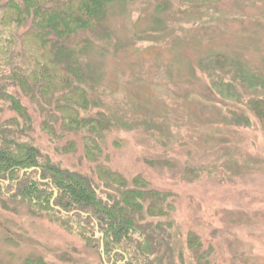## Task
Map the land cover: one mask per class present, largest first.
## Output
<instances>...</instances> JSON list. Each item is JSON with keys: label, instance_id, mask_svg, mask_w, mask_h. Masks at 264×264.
<instances>
[{"label": "rangeland", "instance_id": "rangeland-1", "mask_svg": "<svg viewBox=\"0 0 264 264\" xmlns=\"http://www.w3.org/2000/svg\"><path fill=\"white\" fill-rule=\"evenodd\" d=\"M104 31L84 65L113 166L172 192L214 264H264V123L250 107L264 97V0H117ZM7 204L0 264L102 263L77 232Z\"/></svg>", "mask_w": 264, "mask_h": 264}, {"label": "trees", "instance_id": "trees-1", "mask_svg": "<svg viewBox=\"0 0 264 264\" xmlns=\"http://www.w3.org/2000/svg\"><path fill=\"white\" fill-rule=\"evenodd\" d=\"M115 1L0 0V208L58 221L99 246L101 264H214L172 192L112 164L84 55ZM250 107L264 123V97Z\"/></svg>", "mask_w": 264, "mask_h": 264}]
</instances>
